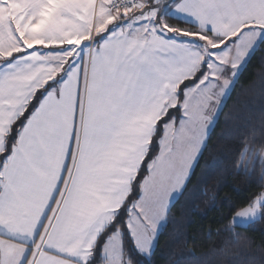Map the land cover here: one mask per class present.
Wrapping results in <instances>:
<instances>
[{
	"label": "snow or ice",
	"instance_id": "obj_1",
	"mask_svg": "<svg viewBox=\"0 0 264 264\" xmlns=\"http://www.w3.org/2000/svg\"><path fill=\"white\" fill-rule=\"evenodd\" d=\"M260 45L264 0H0V264L149 259Z\"/></svg>",
	"mask_w": 264,
	"mask_h": 264
},
{
	"label": "trees",
	"instance_id": "obj_2",
	"mask_svg": "<svg viewBox=\"0 0 264 264\" xmlns=\"http://www.w3.org/2000/svg\"><path fill=\"white\" fill-rule=\"evenodd\" d=\"M180 27L189 25L181 23ZM245 143L251 151L241 161ZM261 145L264 45L236 79L191 178L167 213L151 257L133 255V259L139 264H264V218L234 226L231 232L239 236L230 243H225L230 233L223 230L229 223L224 217L233 216L248 197L261 190L257 186L264 166Z\"/></svg>",
	"mask_w": 264,
	"mask_h": 264
},
{
	"label": "rangeland",
	"instance_id": "obj_3",
	"mask_svg": "<svg viewBox=\"0 0 264 264\" xmlns=\"http://www.w3.org/2000/svg\"><path fill=\"white\" fill-rule=\"evenodd\" d=\"M236 81V80H235ZM233 88V87H232ZM232 90V89H231ZM231 92V91H230ZM228 97V96H227ZM227 97H226V99H227ZM226 101V100H225ZM219 114H220V112H219ZM219 114H218V116H219ZM217 120V119H216ZM256 157H257V155H256ZM249 159H250V156L247 158V161H245V167L248 165V162H249ZM261 160H263V157L261 158ZM176 200V199H175ZM174 200V201H175ZM172 205V204H171ZM168 213V212H167ZM167 216V215H166ZM259 219V218H258ZM257 220V219H256ZM256 220H254V221H256ZM254 221H248V222H246V223H244V224H242V225H236V226H247V225H249L251 222H254ZM160 230H161V228L159 229V232H160ZM157 241V240H156ZM155 246H156V242H155V244H154V248H155ZM153 252V251H152Z\"/></svg>",
	"mask_w": 264,
	"mask_h": 264
},
{
	"label": "crops",
	"instance_id": "obj_4",
	"mask_svg": "<svg viewBox=\"0 0 264 264\" xmlns=\"http://www.w3.org/2000/svg\"><path fill=\"white\" fill-rule=\"evenodd\" d=\"M177 126H178V122H177Z\"/></svg>",
	"mask_w": 264,
	"mask_h": 264
}]
</instances>
